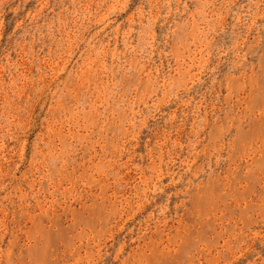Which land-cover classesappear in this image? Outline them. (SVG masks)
I'll use <instances>...</instances> for the list:
<instances>
[{"label": "rangeland", "instance_id": "obj_1", "mask_svg": "<svg viewBox=\"0 0 264 264\" xmlns=\"http://www.w3.org/2000/svg\"><path fill=\"white\" fill-rule=\"evenodd\" d=\"M0 264H264V0H0Z\"/></svg>", "mask_w": 264, "mask_h": 264}]
</instances>
